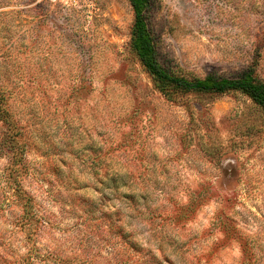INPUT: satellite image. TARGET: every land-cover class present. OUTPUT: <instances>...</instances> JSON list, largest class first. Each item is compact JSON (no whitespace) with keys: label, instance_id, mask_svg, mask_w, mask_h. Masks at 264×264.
<instances>
[{"label":"rangeland","instance_id":"obj_1","mask_svg":"<svg viewBox=\"0 0 264 264\" xmlns=\"http://www.w3.org/2000/svg\"><path fill=\"white\" fill-rule=\"evenodd\" d=\"M150 17L174 72L264 82V0ZM134 25L129 0H0V264H264V110L160 91Z\"/></svg>","mask_w":264,"mask_h":264},{"label":"trees","instance_id":"obj_2","mask_svg":"<svg viewBox=\"0 0 264 264\" xmlns=\"http://www.w3.org/2000/svg\"><path fill=\"white\" fill-rule=\"evenodd\" d=\"M129 1L135 13V25L132 32L133 51L153 77L160 91L167 95L170 94L169 91L209 93L210 95L241 92L264 110V82L257 78L255 69L236 77H220L214 74L192 77L174 72L165 66L158 55L152 35L150 17L152 0Z\"/></svg>","mask_w":264,"mask_h":264}]
</instances>
